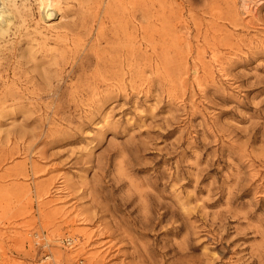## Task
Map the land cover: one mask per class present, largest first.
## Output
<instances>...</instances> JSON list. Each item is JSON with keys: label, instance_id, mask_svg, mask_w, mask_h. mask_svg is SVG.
<instances>
[{"label": "rangeland", "instance_id": "374dc122", "mask_svg": "<svg viewBox=\"0 0 264 264\" xmlns=\"http://www.w3.org/2000/svg\"><path fill=\"white\" fill-rule=\"evenodd\" d=\"M29 3L0 38V264H264V0Z\"/></svg>", "mask_w": 264, "mask_h": 264}, {"label": "bare ground", "instance_id": "6f19581e", "mask_svg": "<svg viewBox=\"0 0 264 264\" xmlns=\"http://www.w3.org/2000/svg\"><path fill=\"white\" fill-rule=\"evenodd\" d=\"M31 4L29 3V6H37L39 18L46 23L54 14L52 0H32ZM19 12L16 0H0V38L11 34L10 31L14 27L13 20L16 19V13Z\"/></svg>", "mask_w": 264, "mask_h": 264}]
</instances>
